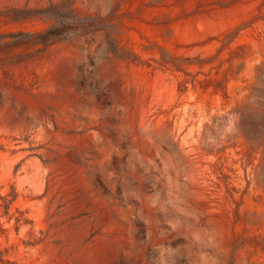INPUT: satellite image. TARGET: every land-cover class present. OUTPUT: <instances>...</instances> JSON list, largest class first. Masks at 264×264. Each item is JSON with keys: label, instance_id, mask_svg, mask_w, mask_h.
Instances as JSON below:
<instances>
[{"label": "rangeland", "instance_id": "1", "mask_svg": "<svg viewBox=\"0 0 264 264\" xmlns=\"http://www.w3.org/2000/svg\"><path fill=\"white\" fill-rule=\"evenodd\" d=\"M0 264H264V0H0Z\"/></svg>", "mask_w": 264, "mask_h": 264}, {"label": "trees", "instance_id": "2", "mask_svg": "<svg viewBox=\"0 0 264 264\" xmlns=\"http://www.w3.org/2000/svg\"><path fill=\"white\" fill-rule=\"evenodd\" d=\"M49 31H51L50 29L47 31V33L49 32ZM53 36H56V35H53Z\"/></svg>", "mask_w": 264, "mask_h": 264}]
</instances>
